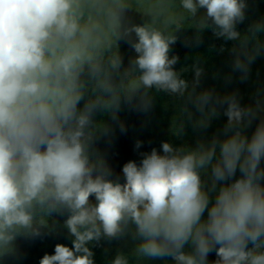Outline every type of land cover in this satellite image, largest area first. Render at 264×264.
I'll list each match as a JSON object with an SVG mask.
<instances>
[{
	"label": "clouds",
	"instance_id": "9594fccd",
	"mask_svg": "<svg viewBox=\"0 0 264 264\" xmlns=\"http://www.w3.org/2000/svg\"><path fill=\"white\" fill-rule=\"evenodd\" d=\"M126 8L125 0H0V248L8 249L22 232L41 235L43 217L67 212L72 246L56 244L40 264H95L89 245L130 231L139 240L138 260L208 264L215 252L214 264H264V121L250 140L244 136L240 128L255 112L235 96L218 101L227 103L225 132H232L223 141L214 138L195 149L163 142L162 155L153 148L139 165L123 166V184L109 178L102 160L91 158L94 138L109 131L93 124L97 109L116 120L122 96L129 102L139 97V110L147 112L149 90L183 96L188 88L174 69L179 57L169 56L176 32L154 23L122 29ZM180 8L198 31L212 27L216 37L239 40L242 48L250 39L259 43L257 34L264 31V25L253 26L251 36L236 30L246 0H180ZM200 9L206 13L197 20ZM121 35L138 54L123 72L113 51ZM258 50L245 51L244 60L238 55L235 67L246 69ZM202 71L196 68L197 78ZM211 101L209 92L196 97L201 112ZM199 123L206 125L208 117ZM209 166L213 190L238 167L242 174L220 187L211 206L200 175ZM189 242L192 250L185 251ZM111 264L129 260L118 254Z\"/></svg>",
	"mask_w": 264,
	"mask_h": 264
},
{
	"label": "trees",
	"instance_id": "16d2710c",
	"mask_svg": "<svg viewBox=\"0 0 264 264\" xmlns=\"http://www.w3.org/2000/svg\"><path fill=\"white\" fill-rule=\"evenodd\" d=\"M247 8L245 19L236 25V30L242 36H251V29L255 25H264V0H246ZM211 22L209 21V24ZM179 29V30H177ZM176 32L177 42L171 46L169 56L175 55L179 59L174 65V69L180 73V78L187 76V69H202L203 83L198 84L194 92V98L189 104L182 121L186 125L185 133L195 139L196 147L199 143L210 144L214 138L223 141L232 134L225 132L228 118L224 114L227 103H219L225 97L235 96L242 108H252L255 117L250 124L245 123L240 130L249 140L254 134L257 126L264 121V31L257 34L259 43L250 39L246 48H242L239 40H226L223 37H216L212 27H207L198 31L194 26L188 23H180L173 29ZM259 49L254 59L247 64L246 69H237L235 61L239 55L241 60L245 59V51L253 52ZM125 68L121 67V72ZM193 72V70H192ZM196 73V71H195ZM241 75L252 78L253 83H249L251 94L243 85L239 84ZM115 82L119 83V75L113 76ZM243 79V78H242ZM236 86H235V85ZM92 85H89L91 89ZM235 88V89H233ZM204 92H209L212 101L204 106L201 112L196 104V97ZM89 93L85 94L87 99ZM151 97V107L147 112L139 110L141 103L140 98H133L131 102L123 96L120 100L119 110L116 112L117 119L113 120L111 112H105L103 109H97L93 115V124L103 123L108 126L109 131L97 135L91 146L90 155L93 160H102L111 170L112 175L109 177L113 181L125 183V176L122 168L129 161H135L140 164L144 158L143 154H149L153 146L159 143V131L167 126L166 104L171 99L170 93L162 90H149ZM253 100H252V99ZM85 101H81L79 107H83ZM215 107V115H209L211 109ZM208 117V123L201 125L199 121ZM124 125L125 131L121 132L120 124ZM166 133L163 135V139ZM140 142V147L136 143ZM177 148V147H176ZM181 148V147H178ZM159 154H163L162 148L156 149ZM219 144L217 145V154ZM260 167L264 169V158L261 160ZM201 180L204 190L208 192L210 206L214 203L215 196L220 187L234 183L235 180L242 177L239 167L233 177L225 181H217L215 189L212 187L211 166L202 170ZM264 185V181H261ZM90 202H96L95 197H90ZM68 213H52L49 217H43V213L37 214V221L42 217L46 219V225H37L41 235L33 236L30 233H20L8 249L0 248V262L5 264H40L41 258L45 254H54L56 244L72 246V237L69 236L67 229L64 227V221ZM207 219V210L202 216V220ZM138 239H134L132 232L123 236L108 240L102 238L99 244L89 245L94 252L95 264H111L118 254L125 255L129 264H175L171 257L163 259H139L135 256L134 250ZM251 247V244L249 245ZM192 245H185V251H191ZM218 259L215 252H211L208 257V264H214Z\"/></svg>",
	"mask_w": 264,
	"mask_h": 264
},
{
	"label": "rangeland",
	"instance_id": "374dc122",
	"mask_svg": "<svg viewBox=\"0 0 264 264\" xmlns=\"http://www.w3.org/2000/svg\"><path fill=\"white\" fill-rule=\"evenodd\" d=\"M125 3L127 4V8L122 15V29L131 27L132 25H143L145 23H154L157 27L166 28L169 31H172V29L180 23H188L194 26L192 19L189 18L180 8V0H125ZM205 13L206 10L200 9L195 19L198 20L201 16L205 15ZM169 18H173L175 22L170 24L166 23ZM130 39L132 42H136L135 33L131 34ZM128 40L129 38L121 35L115 39L113 46V51L117 52V54L122 58V66L125 69L130 67V61L135 59L138 55L130 46ZM192 70L189 71V69H187V76L182 77V79H184L188 84V88L186 89L184 95L180 96L172 94V100H169L166 104L167 126L163 129V131H159V143L157 146H153L155 149L162 148L163 142L170 143L173 148H197L195 139L185 133L187 132L185 128L186 125L181 119L187 109H189V104L192 101V98H194L193 94L197 90L198 84L202 85L203 83V75L201 74L199 78H197L195 73L196 70ZM253 82L254 80L252 78H247L244 77V75H241L239 84H237V86L235 84L234 85L236 88L243 85L245 89L248 90V93L251 94L252 92L250 89L253 86L249 88V83ZM164 133H166V137L163 139ZM0 264L5 263L0 262Z\"/></svg>",
	"mask_w": 264,
	"mask_h": 264
}]
</instances>
